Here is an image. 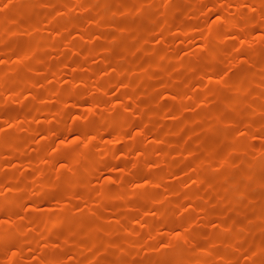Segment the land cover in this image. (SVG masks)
<instances>
[{"label": "rangeland", "instance_id": "rangeland-1", "mask_svg": "<svg viewBox=\"0 0 264 264\" xmlns=\"http://www.w3.org/2000/svg\"><path fill=\"white\" fill-rule=\"evenodd\" d=\"M0 264H264V0H0Z\"/></svg>", "mask_w": 264, "mask_h": 264}]
</instances>
